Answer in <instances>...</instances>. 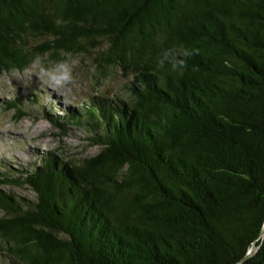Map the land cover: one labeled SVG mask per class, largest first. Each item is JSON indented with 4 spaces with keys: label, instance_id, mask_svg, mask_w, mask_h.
I'll return each instance as SVG.
<instances>
[{
    "label": "trees",
    "instance_id": "1",
    "mask_svg": "<svg viewBox=\"0 0 264 264\" xmlns=\"http://www.w3.org/2000/svg\"><path fill=\"white\" fill-rule=\"evenodd\" d=\"M102 39L125 94L48 115L100 151L0 162L11 263L264 264V0H0V71Z\"/></svg>",
    "mask_w": 264,
    "mask_h": 264
},
{
    "label": "rangeland",
    "instance_id": "2",
    "mask_svg": "<svg viewBox=\"0 0 264 264\" xmlns=\"http://www.w3.org/2000/svg\"><path fill=\"white\" fill-rule=\"evenodd\" d=\"M98 44L99 47L89 45L85 51L61 52L58 59L44 55L22 72L0 71V162L6 160L16 169L41 152L55 151L66 160L79 162L100 151L101 147L90 142L83 128L70 126L64 134L48 119L52 112L63 114L88 105L97 95L125 94L132 75L107 64L100 54L107 47L106 40H98ZM34 92H38L41 101L32 100ZM16 96L24 100L28 111L22 118L17 117L15 109L4 107ZM1 166L0 163V170ZM10 191L19 198H34L33 190L26 185L13 186ZM0 264H12L2 240Z\"/></svg>",
    "mask_w": 264,
    "mask_h": 264
},
{
    "label": "water",
    "instance_id": "3",
    "mask_svg": "<svg viewBox=\"0 0 264 264\" xmlns=\"http://www.w3.org/2000/svg\"><path fill=\"white\" fill-rule=\"evenodd\" d=\"M264 233V227H263V230L261 231V234H263ZM255 249H256V244H254L251 248H250V250L248 251V254H247V256L244 258V259H246L248 256H250L254 251H255ZM243 259V260H244Z\"/></svg>",
    "mask_w": 264,
    "mask_h": 264
}]
</instances>
